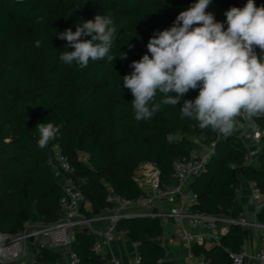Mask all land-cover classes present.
<instances>
[{
  "label": "trees",
  "instance_id": "trees-1",
  "mask_svg": "<svg viewBox=\"0 0 264 264\" xmlns=\"http://www.w3.org/2000/svg\"><path fill=\"white\" fill-rule=\"evenodd\" d=\"M239 1L212 0L206 11L224 22L226 10L242 7ZM195 2L0 0V233L15 235L27 222L51 224L60 219L62 186L48 164L54 148L71 163L73 172L67 177L91 201L88 216L110 207L106 202L110 191L138 198L142 192L134 173L141 163L155 164L161 180L170 181L173 160L189 157L198 144L215 147L206 169L190 187L198 195L195 213L236 219L244 210L237 195L240 178L256 181L264 195V149L257 165H246V148L238 135L199 129L195 121L181 118L180 105H161L147 121L134 118L133 96L123 87L122 77L133 71L132 61L147 53L154 31L170 28ZM255 4L264 5V0ZM97 14L110 15L114 21L117 37L109 54L116 58L90 61L84 69L61 62V52L73 49L56 35L67 28L75 31L77 22ZM37 40L40 47L35 46ZM122 53L127 59H120ZM197 95L198 90H190L184 99ZM162 98L157 93L155 101ZM255 120L264 127V116ZM44 122L62 128L57 139L40 149L36 126ZM79 152L87 155L86 161ZM258 221L264 223V207ZM117 227L139 244L142 264H174L157 240L163 232L159 219H124ZM244 239L242 227L231 226L222 246L205 252L209 264H231L226 250L238 252ZM93 244L90 233H76L71 249L81 264H103ZM28 251L39 264H56L63 257L39 244L29 245Z\"/></svg>",
  "mask_w": 264,
  "mask_h": 264
},
{
  "label": "clouds",
  "instance_id": "clouds-1",
  "mask_svg": "<svg viewBox=\"0 0 264 264\" xmlns=\"http://www.w3.org/2000/svg\"><path fill=\"white\" fill-rule=\"evenodd\" d=\"M211 3L196 0L170 28L154 31L147 53L129 65L133 71L122 77L123 87L133 96L137 121L152 119L161 105H180L181 118L227 137L242 114L249 119L264 116V5L257 7L255 0H247L243 7L226 10V20L219 22L206 11ZM56 36L73 49L59 56L66 65L75 63L84 69L90 61L116 58L109 54L117 37L110 15L97 14L77 22L75 31L67 28ZM40 44L35 41L36 47ZM119 57L127 59V53ZM190 90H198V95L184 99ZM157 93L163 96L159 103ZM61 128L52 122L38 123L37 146L44 149L60 136Z\"/></svg>",
  "mask_w": 264,
  "mask_h": 264
},
{
  "label": "built area",
  "instance_id": "built-area-1",
  "mask_svg": "<svg viewBox=\"0 0 264 264\" xmlns=\"http://www.w3.org/2000/svg\"><path fill=\"white\" fill-rule=\"evenodd\" d=\"M239 3L243 7L247 0ZM233 133L239 136L246 148L245 164L253 165L264 145V127L255 117L249 119L242 114L236 118ZM214 147V143L198 144L189 157L174 159L168 182L161 180L155 164L141 163L134 173L141 195L127 199L110 191L106 197L110 207L94 216L86 214L91 210V201L82 194L76 182L67 177L73 172L71 163L58 148H54L48 164L62 186L61 218L51 224L27 222L24 229L15 235L0 233V264L20 262L28 251L31 238L34 239L33 244L61 252L68 264H81L79 256L71 249L79 231L93 236V251L103 264H122L110 252L113 244L127 239L117 224L124 219L140 218L160 220L163 232L157 240L165 249L167 259L174 264H209L205 252L221 247L223 237L233 225L242 227L245 239L238 252L226 250L231 264H264V223L258 221L264 207V195L256 181L249 182L253 206L250 213L243 210L236 219H232L193 211L198 195L190 187L206 169ZM78 154L83 161L87 160L85 153ZM257 239L261 241L260 247L256 245ZM131 246V264H142L139 244L131 242Z\"/></svg>",
  "mask_w": 264,
  "mask_h": 264
},
{
  "label": "crops",
  "instance_id": "crops-1",
  "mask_svg": "<svg viewBox=\"0 0 264 264\" xmlns=\"http://www.w3.org/2000/svg\"><path fill=\"white\" fill-rule=\"evenodd\" d=\"M264 149V145L261 147V151ZM254 164H258V157L255 160ZM241 179V189L238 192V199L243 204L244 211L250 213L252 211V200L250 196L249 182ZM250 235V232H249ZM251 236V235H250ZM110 252L115 255L122 264H131L133 259V248L131 246V242L128 239L117 242L111 246ZM30 255H25V258L29 257V261L25 262L27 264L35 263L34 257L31 252L28 251ZM24 264V262H20ZM56 264H68V260L65 256H63Z\"/></svg>",
  "mask_w": 264,
  "mask_h": 264
},
{
  "label": "rangeland",
  "instance_id": "rangeland-1",
  "mask_svg": "<svg viewBox=\"0 0 264 264\" xmlns=\"http://www.w3.org/2000/svg\"><path fill=\"white\" fill-rule=\"evenodd\" d=\"M260 244H261V241H260V239H257L256 240V245L258 246V247H260ZM26 255H30L29 253H28V251L26 252ZM29 261V257L28 258H23L20 262H24V264H27V263H25V262H28Z\"/></svg>",
  "mask_w": 264,
  "mask_h": 264
},
{
  "label": "water",
  "instance_id": "water-1",
  "mask_svg": "<svg viewBox=\"0 0 264 264\" xmlns=\"http://www.w3.org/2000/svg\"><path fill=\"white\" fill-rule=\"evenodd\" d=\"M193 182H194V181H193ZM193 182H192V183H193ZM60 218H61V217H60ZM33 240H34L33 238L30 239V241H29V245H33ZM33 264H39V263H36V262H35V263H33Z\"/></svg>",
  "mask_w": 264,
  "mask_h": 264
}]
</instances>
